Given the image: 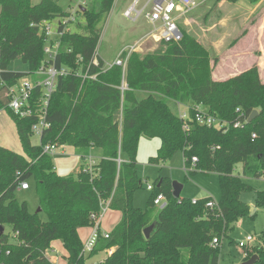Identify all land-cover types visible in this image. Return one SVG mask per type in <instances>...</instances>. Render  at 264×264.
Here are the masks:
<instances>
[{
  "label": "trees",
  "instance_id": "1",
  "mask_svg": "<svg viewBox=\"0 0 264 264\" xmlns=\"http://www.w3.org/2000/svg\"><path fill=\"white\" fill-rule=\"evenodd\" d=\"M114 1L89 0L74 33L61 37L55 66L81 73L89 67V74H98V80L59 79L47 109L50 128L35 146L30 139L37 106L33 104L32 114L26 117L8 109L6 88L24 74L11 73L7 68L20 60L27 72H36L44 60V41L37 27L31 25L63 18L68 12L57 0H41L37 5L31 0H0V111L10 115L23 151L20 155L0 147V264H52L46 255L54 241L62 244L66 264H86L78 232L93 226L91 216L108 200V210L120 213L121 219L107 239L99 232L89 257L110 248L113 253L97 264H218L226 232L250 214L240 196L252 190L234 176V170L242 164L243 177L258 179L264 175V83L258 67L213 81L209 53L193 36L181 32L177 43L161 41L153 53H132L124 76L116 66L102 72L103 61L98 59L96 67L91 60L100 26ZM224 1L235 4L239 0ZM245 1L254 5L259 0ZM77 57L80 63H76ZM122 81L126 88L121 92L118 87ZM38 94L39 90L35 91V96ZM178 105L188 109L186 129ZM195 106L230 126L238 119L247 122L254 111L258 114L242 128L224 131L196 124ZM141 137L160 140L151 163L181 152L185 167L196 158L195 171L216 174L221 191L218 207L206 208L209 199L195 204L185 198L175 199L171 184L164 180L153 187L146 210L134 207V193L142 186L136 172ZM47 144L72 147L83 162L96 154L98 162L92 173L83 172V163L76 177H61L51 157L42 153ZM29 179L35 181L46 222L38 213L28 212L25 202L15 199L19 183ZM159 194L165 198L163 208L153 204ZM262 205L264 192H257L254 206ZM152 224L146 239L143 231ZM214 238L219 241L216 246L211 243ZM261 242L246 254L247 260L256 255V264H264V231Z\"/></svg>",
  "mask_w": 264,
  "mask_h": 264
},
{
  "label": "rangeland",
  "instance_id": "2",
  "mask_svg": "<svg viewBox=\"0 0 264 264\" xmlns=\"http://www.w3.org/2000/svg\"><path fill=\"white\" fill-rule=\"evenodd\" d=\"M78 0H57V4L67 12L74 9ZM197 4L202 0H195ZM41 0H31L32 5H37ZM135 13L131 12L129 17H124L112 8L100 26L101 34L97 46V54L105 64L113 62L117 54L131 46L139 45L141 36L150 32L137 54L140 56L155 52L161 41L157 37L152 25L144 22L143 17L134 22ZM184 16V15H183ZM184 18L188 22H184ZM176 21L181 32L193 36L197 42L209 53L211 62V79L223 81L234 77L252 66L259 69L260 79L264 83V0H259L254 5L245 0H239L230 4L224 0H208L198 5L191 13ZM185 19V20H186ZM81 20V18H80ZM82 21V20H81ZM157 35V36H156ZM156 36V37H155ZM140 39V40H139ZM11 73L26 74L27 68L20 60L12 61L7 68ZM181 109H184L182 107ZM203 110L205 108L202 107ZM31 144L38 145L39 138L31 136ZM160 146L159 139L141 137L136 156V172L141 179L142 186L133 196L134 207L146 210L154 191L147 190L150 185L155 188L158 182L164 180L167 183H176L182 186L180 198L190 201L209 199L216 205L219 204L221 191L219 178L216 174H204L192 167H185L181 152H176L171 158L151 163L150 159L155 158ZM0 147L10 150L16 154L23 155V151L16 133L14 123L10 115L0 111ZM95 157V155H93ZM54 170L61 177H76L83 160L75 153L72 147L65 146V154L56 150L50 155ZM125 162V156L121 157ZM234 176L242 179L243 183L251 188V192L243 193L240 196L241 202L254 208L255 193L264 192V175L260 178H246L242 176V164H237ZM28 190H18L15 199L19 203H26L28 212L35 214L39 207V200L36 192V184L33 179L27 181ZM38 216L42 222H46V216L39 212ZM103 223L105 228L111 229L121 219L118 214H107ZM5 232L10 233V228L5 227ZM86 230V229H85ZM80 232V238L86 241L87 231ZM264 231V205L255 207L252 215L240 219L234 223L221 240L218 264H243L247 255L252 249L262 245L261 234ZM253 241L245 248H240L238 243L247 237ZM59 257L50 254L52 258H59L62 264V253ZM106 255L98 253L85 257L86 264H97ZM256 264V263H255Z\"/></svg>",
  "mask_w": 264,
  "mask_h": 264
},
{
  "label": "built area",
  "instance_id": "3",
  "mask_svg": "<svg viewBox=\"0 0 264 264\" xmlns=\"http://www.w3.org/2000/svg\"><path fill=\"white\" fill-rule=\"evenodd\" d=\"M89 0H78L74 9L68 12V16L63 18H56L50 21H43L32 27H37L38 35L43 38V55L44 60L42 66L36 72H27L23 78L18 79L12 86H7L6 95L9 98L7 107L8 109L20 117H26L32 114L33 104L37 106L36 121L31 126V134L39 138L42 137L43 133L50 128L49 122L46 120L47 109L51 96L55 93L59 79L65 78H81L87 82H97L98 74H89V67L84 73H81L77 69L67 68L65 66H55V58L59 48L61 37L64 34L74 33L76 24L80 21V13L82 9H85L88 5ZM198 6L195 0H162L153 3L150 11L146 14V19L153 26L154 31L157 32V37L160 41L165 43L179 42L182 39V34L176 25L183 15L191 12ZM133 12L132 9L125 11L124 17H129ZM138 16V15H137ZM134 17L133 21L137 19ZM151 35V34H150ZM149 35V36H150ZM155 36V37H156ZM146 37L141 39L139 45L131 46L127 49L121 50L113 62L103 65L102 72H105L113 66L121 68L122 75L124 76L126 65L129 56L132 53L139 51L143 45ZM98 59H101L97 54V49L91 60V65L98 66ZM102 60V59H101ZM81 58L77 57L76 63H80ZM2 72L0 71V74ZM2 86H6L5 83H1ZM126 88L124 81L120 84L118 89L122 92ZM39 90V94L35 96V91ZM179 107V118L183 123V129L188 127L189 113L188 109L178 105ZM194 122L199 126L206 128L224 129L228 128L239 129L247 122L237 120L230 126L227 122L210 116L201 106L193 107ZM242 116V115H241ZM255 138V134L252 135V139ZM56 150H61L62 154H65V146L57 144H47L43 147L42 153L46 155H52ZM98 158L94 156H88L84 161L83 172L92 173L94 166L97 164ZM197 160L196 158L191 159L190 168H195ZM118 166L121 164V160L117 161ZM18 175V174H17ZM147 190L152 191L153 187L148 185ZM29 186L27 182L19 183L18 190H28ZM195 204L197 201H191ZM110 200L102 202L100 205L99 212L96 215L91 216L93 226L89 228V236L86 241L82 243L81 256L85 257L93 252L97 245L98 236L100 232V221L108 211ZM153 204L157 208L165 207V198L162 194L156 196ZM218 206L213 201L206 203V208L213 209ZM101 236L107 239L109 233H102ZM253 241L252 237H247L243 241L238 243L240 248H245L247 244ZM212 245H218L219 241L214 238ZM107 255L113 253V248L105 251Z\"/></svg>",
  "mask_w": 264,
  "mask_h": 264
},
{
  "label": "crops",
  "instance_id": "4",
  "mask_svg": "<svg viewBox=\"0 0 264 264\" xmlns=\"http://www.w3.org/2000/svg\"><path fill=\"white\" fill-rule=\"evenodd\" d=\"M158 1H162V0H115L114 1V4H113V7L112 8H115L116 10H117V12L119 13V14H121L122 16H124V13H125V11H127V10H129V9H132L133 10V12L135 13V15L137 16V19L136 20H134V22H136V21H138V19L139 18H141V17H143V19H144V22H146L147 24H149V25H151L150 23H149V21L146 19V14L150 11V9H151V7H152V5H153V3H155V2H158ZM208 0H202V1H200V3L198 4V5H200V4H204V3H206ZM189 13H191V12H189ZM188 13V14H189ZM135 16V17H136ZM185 17V15L184 16H182L180 19H182V18H184ZM186 18H184V22L186 23V22H188V20L186 19ZM149 34H150V32L149 33H147V34H145L144 36H141V38L140 39H143V38H145V37H147V36H149ZM139 39V40H140ZM96 155V154H95ZM96 157V156H95ZM96 158H98V157H96ZM254 206V205H253ZM254 208H255V206H254ZM118 214L119 216H121L120 215V213H118V212H113V211H107V213L104 215V217L102 218V220L100 221V225H99V228H100V231L102 232V233H109L114 227H112L111 229H108V228H105L104 226H103V223L106 221V216H107V214ZM83 230H85V229H80L79 230V232H78V234H79V238H80V232H82ZM85 231H87V233H86V237H85V239H87V237L89 236V229H86ZM80 240H81V238H80ZM81 242L83 243V241L81 240ZM55 244H57V245H59L60 247H62V244L59 242V241H54V242H52L51 243V245H50V251L48 252V254L46 255V257H47V259L52 263V264H59V262H58V260H59V258H52L51 256H49L50 254H54L56 257H59V255H60V249L58 248V247H55ZM62 250H61V253H62V255H61V259H62V261H63V263L62 264H66L65 263V261H64V257H66L67 256V254H66V252H65V250L63 249V247L61 248ZM100 253H104L106 256H107V254H106V252H100Z\"/></svg>",
  "mask_w": 264,
  "mask_h": 264
},
{
  "label": "water",
  "instance_id": "5",
  "mask_svg": "<svg viewBox=\"0 0 264 264\" xmlns=\"http://www.w3.org/2000/svg\"><path fill=\"white\" fill-rule=\"evenodd\" d=\"M84 10H85V9H82V11H84ZM257 114H258L257 111H254V112L251 114V116L248 118L247 122H248V123L251 122V121L253 120V118H254ZM171 187H172V196H173L175 199L179 198L180 195H181V192H182V186H180V185H178V184H176V183H172ZM40 211H41V208H39V209L37 210L36 213H39ZM249 211H250V215H252V214L254 213V211H255V208H250ZM153 228H154V224H152V225H150L148 228L144 229L143 234H144V237H145L146 239L149 238L150 233H151V231L153 230ZM0 233H3V228H1V227H0ZM257 261H258V256L253 255L248 261H246V262L243 263V264H255Z\"/></svg>",
  "mask_w": 264,
  "mask_h": 264
}]
</instances>
